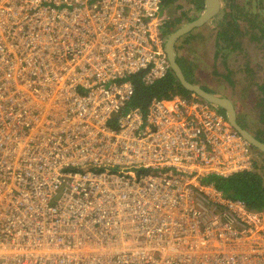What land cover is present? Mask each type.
Masks as SVG:
<instances>
[{"label": "built area", "instance_id": "1", "mask_svg": "<svg viewBox=\"0 0 264 264\" xmlns=\"http://www.w3.org/2000/svg\"><path fill=\"white\" fill-rule=\"evenodd\" d=\"M162 11L0 0V264H264V210L208 180L247 139L193 93L126 108L170 71Z\"/></svg>", "mask_w": 264, "mask_h": 264}, {"label": "rangeland", "instance_id": "2", "mask_svg": "<svg viewBox=\"0 0 264 264\" xmlns=\"http://www.w3.org/2000/svg\"><path fill=\"white\" fill-rule=\"evenodd\" d=\"M220 2L218 13L179 37L174 51L190 64V70L181 68L185 77L209 92L230 98L238 122L245 121V128L257 135L256 130L264 127L261 120L264 107L258 102L260 91L257 87L264 74V0H235L239 30L233 38L232 50L225 48L223 40H219L220 21L227 17L222 15L225 0ZM162 12L164 22L168 23L165 41L170 29L183 25L188 21L187 17L200 14V10L193 8L191 0H176ZM252 152L255 162L264 164V155L253 147Z\"/></svg>", "mask_w": 264, "mask_h": 264}, {"label": "trees", "instance_id": "3", "mask_svg": "<svg viewBox=\"0 0 264 264\" xmlns=\"http://www.w3.org/2000/svg\"><path fill=\"white\" fill-rule=\"evenodd\" d=\"M175 1L176 0H161L163 8L171 7V5ZM191 3L194 9L202 11V9L204 8V0H191ZM227 7L228 10H225ZM235 8H237V6L233 5L230 0L227 2L225 0L223 9L224 12L222 13V15L227 17L226 19L220 21L222 25L220 31L218 32V35L219 33H221V37L219 40H223V46L225 45V48H229V50L233 49V38L237 34L236 32L239 30V15H237V9ZM187 18V20L189 21L195 17ZM167 26L168 23L164 22V35L167 34ZM175 29L176 27H173L172 29H170L169 33L174 31ZM176 61L179 63L181 68L185 67L188 70L191 69L189 67L190 64L180 56L176 55ZM131 80L134 85V94L128 102L126 108L138 107L142 110H146L152 97H167L175 93H179L182 95L191 94L190 91L185 89L180 84L179 80L177 79L174 72L171 71V69L165 77L156 80L153 84H145L141 79L140 72L134 73L131 76ZM258 88L260 91L258 102L260 101L264 107V80L261 84L258 85ZM219 111L225 115V111L223 109H219ZM262 114L263 116L261 120L264 121V113ZM116 117L117 115L112 118V122H115ZM241 125L243 127H246L247 123L244 121ZM256 134L257 135H255V137L264 142V127L257 129ZM260 153L262 152L260 151ZM262 155H264V153H262ZM208 180L212 181L214 185L222 190V192L226 196L243 200L247 208L251 210H264V164L256 163L254 158L252 159V163L249 169L235 172L229 176H211L208 178Z\"/></svg>", "mask_w": 264, "mask_h": 264}, {"label": "water", "instance_id": "4", "mask_svg": "<svg viewBox=\"0 0 264 264\" xmlns=\"http://www.w3.org/2000/svg\"><path fill=\"white\" fill-rule=\"evenodd\" d=\"M220 4V0H204V8L198 16L185 22L167 36L164 49L169 60L170 69L174 72L180 84L191 93L207 100L208 102L216 105L218 108L223 109L225 111V116L232 127L239 131L252 147L264 153V142L255 137V135L238 122L236 110L232 100L224 95L209 92L199 85L189 81L185 77L179 63L176 61V53L174 51V44L176 40L183 34L188 33L194 27L202 25L214 17L220 9Z\"/></svg>", "mask_w": 264, "mask_h": 264}, {"label": "flooded vegetation", "instance_id": "5", "mask_svg": "<svg viewBox=\"0 0 264 264\" xmlns=\"http://www.w3.org/2000/svg\"><path fill=\"white\" fill-rule=\"evenodd\" d=\"M231 1V3L233 4V5H235V6H237V3L235 2V0H230ZM221 3V2H220ZM221 5V4H220ZM234 8V7H233ZM237 8H238V6H237ZM237 8H235V9H237ZM263 80H264V74H263V76H262V82H263ZM262 82H260L259 84H261ZM258 84V85H259ZM258 87V86H257Z\"/></svg>", "mask_w": 264, "mask_h": 264}, {"label": "bare ground", "instance_id": "6", "mask_svg": "<svg viewBox=\"0 0 264 264\" xmlns=\"http://www.w3.org/2000/svg\"><path fill=\"white\" fill-rule=\"evenodd\" d=\"M142 107V106H141Z\"/></svg>", "mask_w": 264, "mask_h": 264}, {"label": "crops", "instance_id": "7", "mask_svg": "<svg viewBox=\"0 0 264 264\" xmlns=\"http://www.w3.org/2000/svg\"><path fill=\"white\" fill-rule=\"evenodd\" d=\"M201 12V11H200Z\"/></svg>", "mask_w": 264, "mask_h": 264}]
</instances>
